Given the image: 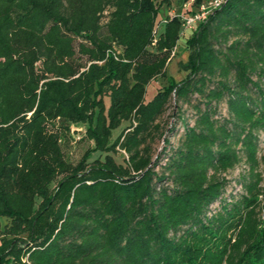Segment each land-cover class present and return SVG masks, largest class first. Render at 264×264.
Wrapping results in <instances>:
<instances>
[{"label":"trees","instance_id":"1","mask_svg":"<svg viewBox=\"0 0 264 264\" xmlns=\"http://www.w3.org/2000/svg\"><path fill=\"white\" fill-rule=\"evenodd\" d=\"M164 3L0 0V264H264V0H224L187 36L157 20ZM171 103L183 132L154 155ZM83 123L93 146L71 162ZM241 161L226 197L221 174Z\"/></svg>","mask_w":264,"mask_h":264},{"label":"rangeland","instance_id":"2","mask_svg":"<svg viewBox=\"0 0 264 264\" xmlns=\"http://www.w3.org/2000/svg\"><path fill=\"white\" fill-rule=\"evenodd\" d=\"M183 0H170V4H162L158 10V16L157 20L165 18L167 15H178L180 12H182ZM162 28L161 23H158V31ZM185 35H188V31H184ZM186 37L184 35H181L178 39L177 46H176V53L173 55L171 60L167 64L166 73L167 76L174 82L179 81L182 79L186 71L179 65V63H185L188 56V49L185 44ZM166 79L159 76L155 79H152L148 82L146 85V92H145V99H150L156 92L158 87H161L162 85L166 84ZM220 112L223 115H226V107L224 103H221L219 106ZM184 118L190 123H193V110L189 106H184ZM175 111V107L171 103L165 112L160 117V122L163 125L164 134L161 137H156L155 140L152 142V149L154 152V155L161 149L163 146V138L167 136L169 138V141L172 145H176L178 142V139L180 135L183 132V126L182 123L176 119V116L173 115ZM173 125L175 130L171 133H168V128ZM86 124H77L72 125L70 129L69 136L66 137L65 142L63 143V148L66 153V157L71 162H77L82 155L85 153V151L88 148H91L93 146V142L87 140L86 138H82V135L85 132ZM168 133V134H167ZM259 141H260V150H259V157L264 153V132H259ZM114 157L117 162H123L125 154L124 152L118 150L115 152ZM102 157V154L99 153V151H94L91 154V157L89 160H92L95 157ZM248 167L244 161L239 162L237 165H235L233 168L227 170L226 172H223L221 175L227 179V185L225 189L224 196L228 197L231 194L240 193L242 191V188L239 184V181L241 178L244 177V175L247 173ZM258 171L261 173L262 181L261 186L264 190V161H261ZM259 200L261 201V204L263 205L261 209V226H264V194L259 196ZM218 203H214L212 205V208H216Z\"/></svg>","mask_w":264,"mask_h":264},{"label":"built area","instance_id":"3","mask_svg":"<svg viewBox=\"0 0 264 264\" xmlns=\"http://www.w3.org/2000/svg\"><path fill=\"white\" fill-rule=\"evenodd\" d=\"M223 1L224 0H205L198 6H193V0H191L186 6L185 11L176 15L181 20L182 32L184 33V31L188 29L192 30L199 23L205 21L209 14L219 7ZM174 51L175 48L172 51V55L174 54Z\"/></svg>","mask_w":264,"mask_h":264},{"label":"crops","instance_id":"4","mask_svg":"<svg viewBox=\"0 0 264 264\" xmlns=\"http://www.w3.org/2000/svg\"><path fill=\"white\" fill-rule=\"evenodd\" d=\"M190 1H191V0H187V1H184V0H183V4H182V8H183V10H182V12L185 11V8H186V6L188 5V3H189ZM182 12H180V13H182ZM186 31L190 32L191 29H188V30H186ZM184 35H185V33H184ZM186 36H187V34H186ZM176 46H177V45H176ZM175 49H176V47H175Z\"/></svg>","mask_w":264,"mask_h":264}]
</instances>
